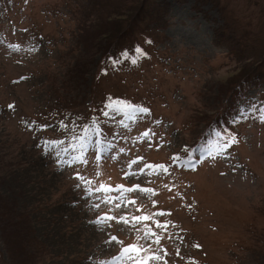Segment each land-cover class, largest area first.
Returning <instances> with one entry per match:
<instances>
[{"label": "rangeland", "instance_id": "obj_1", "mask_svg": "<svg viewBox=\"0 0 264 264\" xmlns=\"http://www.w3.org/2000/svg\"><path fill=\"white\" fill-rule=\"evenodd\" d=\"M259 73L264 0H0V264H264Z\"/></svg>", "mask_w": 264, "mask_h": 264}, {"label": "snow or ice", "instance_id": "obj_2", "mask_svg": "<svg viewBox=\"0 0 264 264\" xmlns=\"http://www.w3.org/2000/svg\"><path fill=\"white\" fill-rule=\"evenodd\" d=\"M133 63H135L136 61L133 60L132 61ZM10 109L13 108L14 106L13 105H9L8 106ZM108 107L112 108L114 112L116 113H119V112H125V115L127 117V119H136V114L137 113H147L148 112V109L147 108H131L130 106H120L118 104H109ZM105 115H108V113H104ZM99 134V130L98 129H95V128H92V129H85L84 131V136L81 137L80 139L83 141L85 140H88L91 136L93 135H98ZM145 136L148 135L147 132L144 133ZM97 144H100V141L97 140L96 141ZM231 143V140H229L227 143H225L224 147L227 148L229 146V144ZM51 147H55V145H51ZM111 147V145H105L103 148H102V151H107L109 148ZM162 215V213H161ZM136 219H148L147 217H143V218H140V217H137ZM112 241H115L116 240V237L113 236L112 238ZM133 248L137 247L136 245H133L132 246ZM125 251H128V249H125ZM160 257L158 255H152L150 257L147 258V261H152V260H159Z\"/></svg>", "mask_w": 264, "mask_h": 264}, {"label": "trees", "instance_id": "obj_3", "mask_svg": "<svg viewBox=\"0 0 264 264\" xmlns=\"http://www.w3.org/2000/svg\"><path fill=\"white\" fill-rule=\"evenodd\" d=\"M138 15H139V14H138ZM217 41H218V40H217ZM218 42H219V41H218ZM261 63H262V62H261ZM261 63H259V64L255 65V66L251 67V69L253 70V72H250V74H247V75L241 77L239 83L242 82V81H244V80H246L247 78H249L251 74L256 73V70H257L258 67L261 65ZM260 77H261V78H260ZM261 79L264 80V75H262V74L260 75V73H259L258 76H257V78L254 79V80L261 81Z\"/></svg>", "mask_w": 264, "mask_h": 264}]
</instances>
